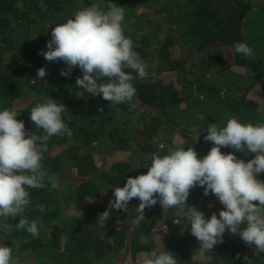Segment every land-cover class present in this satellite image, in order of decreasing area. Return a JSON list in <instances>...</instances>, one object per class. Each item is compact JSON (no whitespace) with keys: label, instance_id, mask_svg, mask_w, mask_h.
<instances>
[{"label":"trees","instance_id":"obj_1","mask_svg":"<svg viewBox=\"0 0 264 264\" xmlns=\"http://www.w3.org/2000/svg\"><path fill=\"white\" fill-rule=\"evenodd\" d=\"M19 2L23 10L16 7ZM109 2L124 8L125 35L148 72L146 79L133 80V101L118 105L84 92L76 84L83 76L78 67L65 77L63 61L49 62L41 54L55 24L92 4L107 11ZM236 42L251 47L253 56L236 53ZM40 67L47 75L37 79ZM126 71L136 77L133 70ZM256 93L263 97L261 110L252 97ZM49 98L66 106L62 118L73 135L51 137L43 154L42 167L55 175L57 187L46 179L44 188L29 190L32 203L24 215L30 222L40 221L39 237L17 230L19 217L0 218V245L12 247L18 264L31 258L35 264H116L117 254L125 249L122 264H139L153 249L171 252L178 264H264V253L230 230L221 243L202 252L190 224L174 228V208H161L159 202L145 209L139 227L132 224L134 211L124 221L109 209L115 187H122L129 176L146 173L154 153L163 156L180 145L174 140L177 128L187 132L194 127L195 135L184 140V147L203 157L213 146L204 140L209 124L223 126L232 117L264 123V1L0 0V110L18 111L25 128L42 135L30 110ZM142 117L149 121L139 124ZM115 151L131 155L104 168L100 159ZM228 152L245 162L255 155L225 147ZM68 168L75 177L65 175ZM259 180L264 181V173ZM188 200L207 207L206 214L219 215L220 210L210 208L219 200L204 195L203 187L192 188ZM72 202L78 214L66 215ZM38 205L47 211L39 212ZM106 209L111 215L100 227L97 219ZM4 224L10 227L4 229ZM158 224H163L161 231Z\"/></svg>","mask_w":264,"mask_h":264},{"label":"clouds","instance_id":"obj_2","mask_svg":"<svg viewBox=\"0 0 264 264\" xmlns=\"http://www.w3.org/2000/svg\"><path fill=\"white\" fill-rule=\"evenodd\" d=\"M16 7L23 10L24 4L19 2ZM40 7L45 9L46 5L41 3ZM124 20V8L113 2L107 4V11L97 4L82 8L65 22L55 24L47 51L41 50V54L49 62L63 61L67 68L61 70V75L65 77L78 67L83 76L77 77L76 84L89 95L102 96L112 105L129 103L136 94L133 80L146 79L148 72L133 50V41L125 35ZM234 48L245 58L254 54L243 42H236ZM126 69L133 70L136 77ZM46 75V69L40 67L36 78ZM131 106L134 108L135 104ZM65 110L63 103L52 98L31 108L30 119L37 130H43L42 135L30 133L24 121L17 119L18 111L0 110V218L19 217L16 229L33 238L39 237L40 221L30 222L24 215L32 203L29 190L44 188L46 179L53 188L57 187V178L48 175L42 161L51 137L66 135L70 139L73 135L62 118ZM204 140L213 146L203 157L192 147L185 149V141L163 156L154 153L146 173L129 176L122 187L114 188L109 209L128 212L129 202L138 199L140 203L133 210L135 227L145 219V209L157 202L161 208L186 209L190 232L200 242L202 252L221 243L226 230H230L246 245L264 253V181L256 175L264 173V123L232 117L223 126L209 124ZM222 147L255 155L245 162L234 152L223 153ZM197 185L203 187L204 195L212 194L224 205L218 216L214 212L206 218L202 211L187 205L190 190ZM37 210L47 211L44 205H38ZM110 215L108 209L99 214L100 227H105ZM9 227L3 225L4 229ZM0 264H18L12 247L0 245ZM139 264L178 261L171 252L153 249Z\"/></svg>","mask_w":264,"mask_h":264},{"label":"rangeland","instance_id":"obj_3","mask_svg":"<svg viewBox=\"0 0 264 264\" xmlns=\"http://www.w3.org/2000/svg\"><path fill=\"white\" fill-rule=\"evenodd\" d=\"M259 1H264V0H259ZM167 80H168V78H167ZM252 97L255 98L258 101V103H260V110H261V106H262L261 105V102L263 101V97L262 96H259V94H257V93L255 95H253ZM140 106L141 107L142 106L144 107L143 104H140ZM145 108H148V107L145 106ZM147 121H149L148 117H142L139 120V124H143L144 122H147ZM193 128L194 127H192V129H190L187 132L183 131V129L181 127L177 128L174 131V140L176 141V143H179L180 144L184 140L191 139L195 135V132H194V129ZM224 149H225V147H222L221 148V151L223 153H224ZM103 153H105V151H103ZM130 155H131V152L115 151L113 155H107L106 154V156L104 155V158H101L100 160H102V163L104 165V168L105 167L106 168H109V167L112 166V163H113L114 160H119V159L128 160V158H129ZM69 174H71V175L74 176V174H75L74 173V170L71 169V168L70 169L68 168L66 170V174L65 175L67 176ZM256 175H257V177L259 179L260 174H256ZM77 179H80V178H77ZM67 181L70 182V181H73V179L67 178ZM63 184H65L64 181H63ZM139 203H140V201L138 199H135L134 198L133 200H131L129 202V205H128L129 211L128 212H123L121 210H115V209H114V212L118 216V219L119 220L128 221V218L130 216V213L133 212V210L139 205ZM187 205L188 206H194V204L191 201H189V200L187 201ZM194 207L199 208V207H202V205H200V206H194ZM223 207H224V205H222L221 203L216 204L215 201H213L210 204V208H213V209L221 210ZM200 211H202L204 213V215H205L206 218H210V216H211L210 213L206 214V211L208 212L207 207H202V209ZM65 213H66V215L78 214L77 206L73 202L70 203L69 206L67 207ZM171 214L173 215V218H174V223H173V227L174 228L176 226H181V224H183L182 226H185V225L187 226L188 225L189 222L187 220V210L186 209L180 210V209L174 208L173 211L171 212ZM162 226H163V224H160V225L158 224V226L156 227V229H159L161 231ZM242 226H244V225H242ZM126 255H127V250L126 249L124 251L118 253L117 256H116V264H122L121 261H122V259H125ZM112 260L115 261V257ZM27 261H28V264H35V262L32 260V258L31 259H28Z\"/></svg>","mask_w":264,"mask_h":264}]
</instances>
